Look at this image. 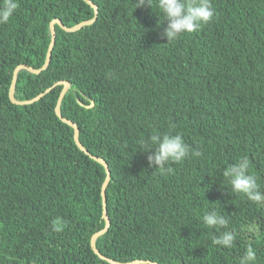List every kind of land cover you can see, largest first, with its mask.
Masks as SVG:
<instances>
[{
    "label": "trees",
    "instance_id": "16d2710c",
    "mask_svg": "<svg viewBox=\"0 0 264 264\" xmlns=\"http://www.w3.org/2000/svg\"><path fill=\"white\" fill-rule=\"evenodd\" d=\"M18 0L0 24V264L117 262L239 264L251 244L264 264V205L232 191L225 168L247 156L264 192V0H212L215 16L167 43V21L135 0ZM2 3V0H0ZM162 18V17H161ZM167 43V44H166ZM49 89L47 92L46 90ZM181 134L192 149L172 172L149 166L153 134ZM146 141L142 145L141 141ZM217 210L227 229H209ZM59 230H54V225ZM236 234L231 248L212 237ZM136 264H151L136 263Z\"/></svg>",
    "mask_w": 264,
    "mask_h": 264
},
{
    "label": "clouds",
    "instance_id": "9594fccd",
    "mask_svg": "<svg viewBox=\"0 0 264 264\" xmlns=\"http://www.w3.org/2000/svg\"><path fill=\"white\" fill-rule=\"evenodd\" d=\"M134 5L135 8L148 6L152 10L155 6L157 11L154 12L160 17L158 26L167 21V26L163 28L161 33V37L166 38L167 43L175 41L183 33L197 31L215 16L212 0H135ZM18 7V0H2L0 3V24L8 23ZM149 141L151 146L145 150L148 152L149 166H156L161 174L173 171L171 167L167 166L169 163L180 164L190 154L197 157L202 155L198 149H192L179 133L174 135L153 134ZM141 143L144 145L148 142L142 140ZM223 176L231 185L233 192L245 196L258 206L264 205V192L260 191L257 176L250 172V161L247 156L241 157L237 162L225 168ZM202 222L207 228L217 230L227 229L229 223L215 209L206 211L202 216ZM54 230H59L58 224L54 225ZM235 238L234 231L225 230L218 236L214 235L212 243L231 248ZM256 260V252L250 244L244 255L240 257L239 264H255Z\"/></svg>",
    "mask_w": 264,
    "mask_h": 264
},
{
    "label": "water",
    "instance_id": "95a60500",
    "mask_svg": "<svg viewBox=\"0 0 264 264\" xmlns=\"http://www.w3.org/2000/svg\"><path fill=\"white\" fill-rule=\"evenodd\" d=\"M86 2H88L95 10V16L94 18L90 19V20H87V21H84V22H81L80 24L74 26V27H67L65 26L62 21L60 19H54L53 21H51L50 23V29H51V34H52V39H51V42H50V45H49V48H48V52H47V57H46V61L44 63V65L40 68V69H36L34 67H31V66H28V65H19L15 70H14V73H13V79H12V83H11V87H10V98L13 102L15 103H18V104H24V103H28V102H32V101H35L37 100L38 98H40L42 95L45 94L44 93H41L40 95L36 96L35 98L33 99H30V100H24V101H20V100H17L15 97H14V90H15V84H16V80H17V74H18V71L22 68H26L28 69L29 71L33 72V73H39L41 70L45 69L46 67H48L49 63H50V59H51V53H52V48L54 46V43H55V38H56V30H55V24L58 23L62 28H64L65 30H76L78 28H80L82 25L84 24H90L92 22H94L95 18H96V14L98 12V6L96 4H94L91 0H86ZM60 83H63V89L61 91V94H60V97H59V100H58V103H57V106H56V113L58 114L59 117H61L65 122L69 123L70 125H72L75 129V140H76V143L78 144V146L84 150L87 154H90L91 157L95 158L96 160L100 161L101 163H103V165L105 166L106 168V172H107V175H106V179H105V182L103 183V187H102V196H103V215L106 219V225L105 227L100 230L99 232H97L94 236H93V239H92V247L95 251V253H97L101 258H104V259H107L108 261H110L111 263L113 264H136V263H146V262H150L151 264H156L155 262H152V261H147V260H134V261H131V262H124V263H121V262H117V261H114L112 259H109L108 257H106L105 255L101 254V252L97 249V247L95 246V239L98 235L100 234H103L107 231V229L109 228V225H110V218L107 214V202H106V186L110 180V170H109V166L108 164L106 163V161L102 158H99L93 154H91L89 152V150H87L80 142L79 140V128L78 126L70 121L69 119L65 118L62 116L61 114V111H60V105H61V100L63 98V96L65 95L66 91L68 90L69 88V82L68 81H61ZM49 89L46 90V92L48 91Z\"/></svg>",
    "mask_w": 264,
    "mask_h": 264
}]
</instances>
